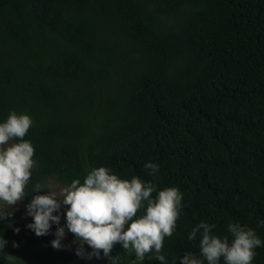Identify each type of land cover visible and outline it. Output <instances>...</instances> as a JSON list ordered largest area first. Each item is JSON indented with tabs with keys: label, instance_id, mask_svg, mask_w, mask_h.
<instances>
[{
	"label": "trees",
	"instance_id": "1",
	"mask_svg": "<svg viewBox=\"0 0 264 264\" xmlns=\"http://www.w3.org/2000/svg\"><path fill=\"white\" fill-rule=\"evenodd\" d=\"M12 111L33 122L23 208L37 183H83L104 166L182 193L168 264L199 254L188 236L201 222L230 240L239 222L264 242V0H0V123ZM32 222L0 220L16 264H83L79 245L51 247L54 223L37 237ZM117 255L135 259L120 244Z\"/></svg>",
	"mask_w": 264,
	"mask_h": 264
},
{
	"label": "clouds",
	"instance_id": "2",
	"mask_svg": "<svg viewBox=\"0 0 264 264\" xmlns=\"http://www.w3.org/2000/svg\"><path fill=\"white\" fill-rule=\"evenodd\" d=\"M32 120L27 114L9 113L7 120L0 123V202L10 208L23 201L25 188L29 184L34 167V147L24 139ZM10 141H17L12 142ZM146 170L155 176L159 166L147 163ZM37 183L32 199L26 205L27 215L33 222L27 227L37 237L46 236L56 224L55 239L51 247L63 250L65 229L75 236L74 244H79L76 255L80 258H100L101 252L109 264H116L119 255L111 256L114 245L120 244L124 251L134 254L132 264H144L148 260H158L168 264L162 253L164 240L172 237L176 222L180 217L183 195L176 187L160 190L152 181H144L138 176L123 179L108 167L86 170L81 183L75 179L67 187L57 191H44ZM156 194L153 196V194ZM62 206H66V224L59 227ZM14 215L13 212L0 214V220ZM264 227V220L258 221ZM214 224L201 222L192 228L188 239L200 236L199 254L186 251L179 258L180 264H253L255 249L264 247V242L256 231L239 222H229V236L213 234ZM18 233L20 230L17 228ZM7 241L0 236V258L6 264H16L18 258L5 253ZM92 249L86 252L84 245ZM13 247L18 244L13 243Z\"/></svg>",
	"mask_w": 264,
	"mask_h": 264
},
{
	"label": "rangeland",
	"instance_id": "3",
	"mask_svg": "<svg viewBox=\"0 0 264 264\" xmlns=\"http://www.w3.org/2000/svg\"><path fill=\"white\" fill-rule=\"evenodd\" d=\"M63 187H66V186L57 184L53 181H49L46 183V185H44L41 188L40 195L46 194V192H44V191H57L58 192ZM66 210H67L66 206H62L61 209L59 210V212L53 213L54 215H61V222H60L59 227H63L64 226L63 224H66V218H65ZM9 212H13L14 215H16L17 217H21L23 215V213L27 214V209L23 208L19 202L15 206H13L12 208H10L8 205L0 202V214H8ZM62 214H65V215H62ZM65 233H66V235H65L64 241L66 243L70 244L71 242H73L76 239L72 236V234L70 232H68L67 229H65ZM71 245L78 247L79 244L78 243L77 244L71 243ZM84 247L86 249V252L92 251V249L89 248L86 244L84 245ZM82 263L83 264H105L106 263V257H104L103 252H101L100 258H96V257H93L92 259L84 258Z\"/></svg>",
	"mask_w": 264,
	"mask_h": 264
}]
</instances>
